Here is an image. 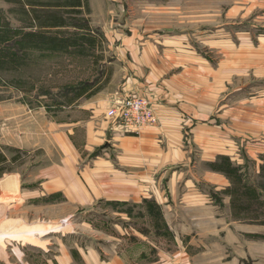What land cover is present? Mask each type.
<instances>
[{"label":"rangeland","instance_id":"rangeland-1","mask_svg":"<svg viewBox=\"0 0 264 264\" xmlns=\"http://www.w3.org/2000/svg\"><path fill=\"white\" fill-rule=\"evenodd\" d=\"M85 1L79 12L66 15L61 29H44V38L23 41L20 37L37 31V24L30 23L23 3L0 0V12L15 31L0 42V52L2 46L9 48L4 57L13 58L0 67V152L8 158L0 175V264H45L61 250L76 255L80 246L90 244L100 252L110 244L114 252L134 241L138 230L153 239L169 236L157 198L162 192L169 199L184 196L187 183H200L234 219L264 225V195L247 200L248 210L261 214L253 220L242 218L231 192L233 183H255L264 194V154L259 153L264 142V0ZM53 33L59 34V44L48 41ZM135 35L185 39L199 57L187 56L185 66L208 74L206 102L202 96L196 99L202 89L198 75L190 74L191 96L181 108L189 116L183 140L187 157L162 167L154 175L157 183H105L96 178L112 175L100 168L103 159L92 165L85 155L77 156L68 138L71 127L62 119L72 102L102 98L112 78L110 62L123 38ZM214 70L222 80L216 89L210 86ZM96 79L100 89L91 100L82 96L68 102L74 87ZM110 107L103 117L113 126ZM204 119L212 121V131ZM204 135L222 144L217 138L206 143ZM215 151L240 153L234 157L242 160L223 154L214 160ZM231 161L238 171L228 167ZM56 168L63 181L54 180ZM210 172L221 173L230 184L215 188ZM254 236L264 239V234Z\"/></svg>","mask_w":264,"mask_h":264},{"label":"crops","instance_id":"crops-1","mask_svg":"<svg viewBox=\"0 0 264 264\" xmlns=\"http://www.w3.org/2000/svg\"><path fill=\"white\" fill-rule=\"evenodd\" d=\"M132 38H123L122 45L127 46L120 45V52L117 51V57L110 62L112 78L102 92V98L94 101L91 100L92 95L88 98L91 101L82 104L72 102L65 111L67 117L62 119L71 127L68 138L77 156L85 155L89 163L93 162L92 165L103 159L99 163L100 168L112 175H98L96 178L103 179L105 183H153L154 175L162 167L187 157L183 140L189 116L181 108L187 107L186 102L191 96L187 78L190 74L198 75V86L202 89V95L198 92L196 99L201 100L202 96L206 102L208 74L204 68L185 66L188 64L187 56L195 55L199 59L198 54H191L185 39L139 35ZM213 72L215 77L210 86L216 89L222 80L215 70ZM131 92L139 93L154 103L157 123L139 134L114 132L103 113L116 99ZM104 100L111 103L107 105ZM204 121L212 131V121ZM214 138L217 137L204 135L206 143ZM217 141L218 145L222 144L219 138ZM252 149L256 150L255 147ZM261 149L259 153L264 154V142ZM222 154L229 155L233 161L242 160L234 157L240 153L223 151H215L214 160ZM210 174L214 176L212 184L215 188L224 189L230 184L221 173ZM54 180H64L58 168L54 171ZM186 185L189 189L184 196L169 199L163 192L161 196L155 195L159 196L157 200L162 204L164 218L170 227L169 236L158 235L153 239V236L138 230V235L132 238L133 243L130 241L118 250L115 248L114 252L110 244L104 245L102 252L93 244L82 245L78 254L64 249L54 259L46 260L45 264H264V239L254 236L264 234V225L234 219L227 207L217 206L211 201L208 192L200 188V183ZM139 190L136 187L134 192ZM121 192H125V188ZM142 200L143 197L135 202ZM228 202L229 197L225 196L224 203ZM150 232L153 233L152 230Z\"/></svg>","mask_w":264,"mask_h":264},{"label":"trees","instance_id":"trees-1","mask_svg":"<svg viewBox=\"0 0 264 264\" xmlns=\"http://www.w3.org/2000/svg\"><path fill=\"white\" fill-rule=\"evenodd\" d=\"M20 2L23 7L26 8V12L28 13L30 18V23L37 24V31H30L27 32L26 35H22L20 38L22 40H27L30 39L32 41L39 40L40 38H44V36H47L46 32H42L44 29H56L59 28L61 29L62 26L67 25L66 21V15L71 14L72 10H76L75 12H79L77 10H80L81 6L85 5L86 1L85 0H55V1H50V0H17ZM53 8V9H52ZM55 10V11H54ZM59 32V31H58ZM10 33H15V31L11 28L10 23L2 16V13L0 12V42L2 41H9L11 38ZM59 34L53 33L49 36L48 41L51 44L56 45L57 43L59 44L58 36ZM62 35V34H61ZM2 36V37H1ZM26 36V39H25ZM63 36V35H62ZM5 40H3V39ZM66 40V39H64ZM21 41V40H20ZM12 43V42H11ZM10 43V44H11ZM66 44H69L68 42ZM65 44V45H66ZM9 48L2 46L1 52H0V67L4 64H7L13 60V58L7 60L6 57H4V54H7V51ZM15 60V59H14ZM99 79H96L95 81H86L81 83L79 86L74 87L72 89V92L74 91V95H69L67 97L68 102H72L75 99H79L82 96H91L95 92H97L100 89L99 87H95L96 83L98 82ZM222 155L219 156V159ZM225 156V155H223ZM218 159V160H219ZM231 160V158H229ZM13 160H17V155L13 157ZM8 161L7 156L0 152V175L4 173L6 170V167L4 166L6 162ZM218 163H220L218 161ZM217 164V163H216ZM228 166V165H227ZM228 167H231L233 170L238 171L239 168L238 166L234 165L231 161V164H229ZM263 170L264 166L262 165ZM220 169H222L220 167ZM239 173V172H237ZM240 174V173H239ZM231 192L234 193L236 196V207L238 209L239 214L242 216V218H250L253 220H258L259 218H256L257 216H260L261 214H256L254 212H250L248 210V201L250 199H255L262 197L264 194H262V191L259 190L258 186L255 183H233L231 185ZM216 200H220L217 199ZM262 201V200H261ZM264 203V201H262ZM261 222V221H259ZM165 228L167 229L166 224Z\"/></svg>","mask_w":264,"mask_h":264},{"label":"built area","instance_id":"built-area-1","mask_svg":"<svg viewBox=\"0 0 264 264\" xmlns=\"http://www.w3.org/2000/svg\"><path fill=\"white\" fill-rule=\"evenodd\" d=\"M114 132L139 134L144 128L157 122L153 102L136 92L118 98L109 110Z\"/></svg>","mask_w":264,"mask_h":264}]
</instances>
